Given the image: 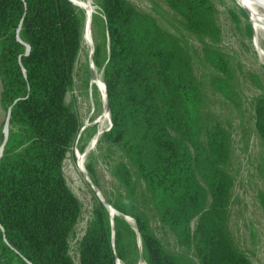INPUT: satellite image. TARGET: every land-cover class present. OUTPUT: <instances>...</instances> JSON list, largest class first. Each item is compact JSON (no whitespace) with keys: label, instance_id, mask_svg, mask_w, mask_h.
<instances>
[{"label":"trees","instance_id":"1","mask_svg":"<svg viewBox=\"0 0 264 264\" xmlns=\"http://www.w3.org/2000/svg\"><path fill=\"white\" fill-rule=\"evenodd\" d=\"M165 2L185 31L202 38L206 62L223 74L214 85L230 95L224 78L230 70L214 49L220 35L214 4ZM96 4L92 29L98 25L101 38L94 39L92 62L102 70L111 119L97 149L119 186L118 199L107 200L134 219L137 232L119 215L112 225L93 194L77 240L78 264H116V258L138 264L141 257L146 264H253L229 224V137L203 110L204 91L188 61L175 66L182 53L173 35L127 0ZM84 18L69 0H0L1 105L10 108L0 156V264H76L69 240L80 206L62 164L74 144L84 148L82 121L65 102ZM252 108L264 146V96L255 97ZM261 171L264 181V166ZM151 218L171 230L191 257L166 249Z\"/></svg>","mask_w":264,"mask_h":264},{"label":"rangeland","instance_id":"2","mask_svg":"<svg viewBox=\"0 0 264 264\" xmlns=\"http://www.w3.org/2000/svg\"><path fill=\"white\" fill-rule=\"evenodd\" d=\"M90 1L92 13L89 25L86 10L79 6L85 12L83 43L74 80L65 94V102L75 110L84 128L79 140V145L84 144L83 150L74 144L62 164L66 184L76 195L80 206L79 218L69 240L70 253L76 264L77 240L89 219L92 195L95 194L85 176L97 187L105 201L119 197V186L110 165L97 149L98 139L89 148V142L98 132L101 124L99 118L104 110L99 83L93 80L94 74L95 80L101 78L103 81L102 70L90 62L94 39L99 41L101 38L98 25L92 29V14H98L97 0ZM127 2L173 35L177 49L182 53V58H178L175 66L188 61V68L195 74L204 91L203 110L218 120L226 130L230 150L227 168L232 177L231 232L238 247L253 264H264V181L261 171L264 166V146L253 127L252 108L253 99L264 96V57L260 55V50H264V32L258 35L254 33V22L244 15L243 8L236 0H211L220 26V35L214 49L223 57L230 70V76L224 78L230 86L231 94L225 95L214 85L216 78H223V74L206 62L202 51L204 41L183 29L180 15L165 0ZM86 30L89 40L85 39ZM85 65H88V74ZM94 87L98 94H95ZM104 124L102 131L109 125L107 122ZM79 154L84 156L81 165H78ZM91 173L98 185L91 180ZM151 225L166 249L191 257L171 230L154 218H151ZM140 263L144 264L143 260Z\"/></svg>","mask_w":264,"mask_h":264},{"label":"bare ground","instance_id":"3","mask_svg":"<svg viewBox=\"0 0 264 264\" xmlns=\"http://www.w3.org/2000/svg\"><path fill=\"white\" fill-rule=\"evenodd\" d=\"M74 2H76L78 4V6L83 7L86 12H87V19H88V25L89 22L91 20V13H92V6H91V1L90 0H73ZM241 6H243L246 11L250 14L252 22L253 23V30L254 33L256 35H258L260 32H264V12L262 11V9L264 10V6L260 3H254L252 1L249 0H236ZM85 39L89 40V34H88V30L85 31ZM254 34V35H255ZM92 55V52H91ZM260 55L264 57V50H260ZM93 80L99 83L100 89H101V93H102V100H103V105H104V110L102 112V114L100 115L99 118V122L101 123L98 129L97 134L92 138L91 142H89V148H92L94 146V144L96 143L97 139V135L103 130L104 126H105V122H107V125L109 124V116H108V108L106 105V100H105V95H104V87L102 84V80L97 79L95 80L94 74H93ZM98 85V84H97ZM97 130V129H96ZM105 130V129H104ZM86 150V149H85ZM89 151V150H88ZM84 156L83 155H78V165L82 164ZM102 197V196H101ZM121 264V263H120Z\"/></svg>","mask_w":264,"mask_h":264},{"label":"water","instance_id":"4","mask_svg":"<svg viewBox=\"0 0 264 264\" xmlns=\"http://www.w3.org/2000/svg\"><path fill=\"white\" fill-rule=\"evenodd\" d=\"M73 5H75L76 7H79V6H77L78 4L76 3V2H74L73 0H69ZM249 1H252V2H254V3H260V4H262L263 6H264V0H249ZM243 9H244V11L247 13V15H248V18H249V20L252 22V19H251V16H250V14L246 11V9L243 7V6H241ZM26 46V53H28V51H29V45L28 44H26L25 45ZM92 53H93V46H92ZM90 62H91V65L92 66H94L93 65V62H92V56H91V58H90ZM102 84H103V87H104V95H105V100H106V105H107V108H108V116H109V125L107 126V128L104 130V131H106V130H108L110 127H111V119H110V111H109V107H108V102H107V94H106V90H105V84H104V82L102 81ZM9 113H10V108L8 109V111H7V115H6V119H5V123H4V129H3V133H4V135H3V140H2V142H1V144H0V156L2 155V150H3V146H4V144H5V141H6V139H7V136H8V119H9ZM84 128L82 127L81 128V131L83 130ZM80 131V132H81ZM104 131H101L98 135H97V137H96V139L100 136V134H102ZM84 176H85V174H84ZM85 179L88 181V183H89V185H90V187L92 188V190L95 192V194H96V196H97V198L100 200V202L105 206V208L107 209V211H108V213H109V215H110V220H111V224L113 225V216L114 215H119V216H122L130 225H131V227H133L134 228V230L137 232V229H136V226H135V221H134V219L132 218V217H130V216H128V215H125V214H122V213H120V212H118L112 205H110L107 201H105V199L103 198V197H101L102 195H101V193H100V191L97 189V187L85 176ZM137 236H138V245H139V247L141 248V240H140V237H139V235H138V233H137ZM112 240H113V232H112ZM141 260H143V258L141 257L140 258V261H139V263L138 264H141L140 262H141ZM115 262H116V264H120V260L118 259V258H116V260H115ZM143 262H144V264H146L145 263V261L143 260Z\"/></svg>","mask_w":264,"mask_h":264},{"label":"crops","instance_id":"5","mask_svg":"<svg viewBox=\"0 0 264 264\" xmlns=\"http://www.w3.org/2000/svg\"><path fill=\"white\" fill-rule=\"evenodd\" d=\"M1 90H2V82L0 79V143L3 140V135H4V123H5V119H6V115L7 112L3 109L2 105H1ZM5 241V239H3Z\"/></svg>","mask_w":264,"mask_h":264},{"label":"built area","instance_id":"6","mask_svg":"<svg viewBox=\"0 0 264 264\" xmlns=\"http://www.w3.org/2000/svg\"><path fill=\"white\" fill-rule=\"evenodd\" d=\"M5 242H6V240H5Z\"/></svg>","mask_w":264,"mask_h":264}]
</instances>
